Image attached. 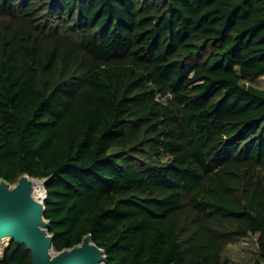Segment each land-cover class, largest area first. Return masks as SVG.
<instances>
[{"label": "trees", "instance_id": "16d2710c", "mask_svg": "<svg viewBox=\"0 0 264 264\" xmlns=\"http://www.w3.org/2000/svg\"><path fill=\"white\" fill-rule=\"evenodd\" d=\"M263 76L264 0H0V181L48 180L57 253L264 264Z\"/></svg>", "mask_w": 264, "mask_h": 264}, {"label": "water", "instance_id": "95a60500", "mask_svg": "<svg viewBox=\"0 0 264 264\" xmlns=\"http://www.w3.org/2000/svg\"><path fill=\"white\" fill-rule=\"evenodd\" d=\"M29 179L33 178L25 175V178L20 180V184L12 190L9 184L0 181V240L7 237L11 240L4 250L3 257L15 241L26 244L32 250L33 264H67L69 258L84 251L90 252L94 264H106L104 251L89 237L85 238L82 247L65 250L54 261H49L48 252L54 250V237L50 234L49 222L44 218V206L47 199L45 187L48 180H37L42 183L45 193L44 202L38 203L32 197V181ZM41 225L45 226L47 231H41L39 228ZM75 261L74 264H88L83 258L75 259Z\"/></svg>", "mask_w": 264, "mask_h": 264}, {"label": "rangeland", "instance_id": "374dc122", "mask_svg": "<svg viewBox=\"0 0 264 264\" xmlns=\"http://www.w3.org/2000/svg\"><path fill=\"white\" fill-rule=\"evenodd\" d=\"M244 82L247 83L248 85H252L256 88L264 90V76L260 77L259 79H253V80L252 79H246ZM23 178H25V176L21 177V179H23ZM20 180L15 184L9 185V188L12 190L15 187H17L20 184ZM43 222H44V218H43ZM39 228L41 231H47L46 227L43 225L39 226ZM7 239H9V240L7 241ZM256 240H257L256 236H250L248 238H242L236 244L230 245L227 248V250L224 254V257L229 259L232 262V264H255L256 260L258 259V255H259ZM10 241L11 240L9 237L3 238L0 240V255H2L1 258L3 257V254H4V251H2V250L3 249L5 250V248L8 246ZM78 247H82V244L79 245ZM48 254L50 257L49 261L52 262L59 256L60 253H57L55 250L52 249V250H49ZM83 255L90 259V262H91L90 264H94L92 256L90 254H88V252H82V253L75 255V256H72V257H74V259H79V258L83 257ZM71 258H69V260H67V261H70Z\"/></svg>", "mask_w": 264, "mask_h": 264}, {"label": "bare ground", "instance_id": "6f19581e", "mask_svg": "<svg viewBox=\"0 0 264 264\" xmlns=\"http://www.w3.org/2000/svg\"><path fill=\"white\" fill-rule=\"evenodd\" d=\"M30 181H32V197L33 199L38 202V203H43L44 202V198H45V193H44V189L42 187V183L37 181L38 179H29ZM31 185V184H30ZM83 259L86 260V262L88 264H90V259L86 256L83 255V257H81ZM76 261L74 259V257L71 258V260L67 263V264H74Z\"/></svg>", "mask_w": 264, "mask_h": 264}]
</instances>
